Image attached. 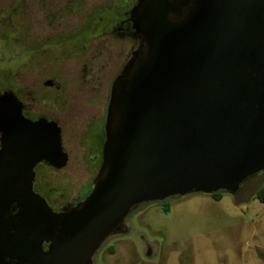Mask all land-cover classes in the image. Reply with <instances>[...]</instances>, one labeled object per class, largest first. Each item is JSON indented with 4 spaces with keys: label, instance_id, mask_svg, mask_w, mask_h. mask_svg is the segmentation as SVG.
<instances>
[{
    "label": "water",
    "instance_id": "1",
    "mask_svg": "<svg viewBox=\"0 0 264 264\" xmlns=\"http://www.w3.org/2000/svg\"><path fill=\"white\" fill-rule=\"evenodd\" d=\"M131 17L148 49L113 82L100 170L70 209L33 189L37 163L66 162L58 126L0 95V264H90L136 205L264 170V0H138Z\"/></svg>",
    "mask_w": 264,
    "mask_h": 264
},
{
    "label": "rangeland",
    "instance_id": "2",
    "mask_svg": "<svg viewBox=\"0 0 264 264\" xmlns=\"http://www.w3.org/2000/svg\"><path fill=\"white\" fill-rule=\"evenodd\" d=\"M108 1L0 0V19H6L0 31V91L23 90L28 98H41L50 92L44 82L58 76L66 82L64 92L53 94L57 95L59 108L64 110L67 100L79 101V74L87 55L70 54L77 50L74 41L52 46V38L73 36L97 7ZM132 1H125V11ZM103 16L110 17L107 13ZM84 35L89 37L87 32ZM88 47L89 54L104 51L98 59L99 65L103 64L102 82L90 85L91 92L98 94L94 98L98 103L95 110L101 113L129 45L119 35L108 33L90 39ZM41 110L48 111L44 106ZM82 114L78 109L73 113L76 117ZM103 125L102 117L93 124L99 129ZM64 130L70 132L69 124ZM74 134L75 131L69 136L71 141ZM99 170L52 168V198L55 202L72 199L87 180L81 193L91 192L95 180L92 178ZM36 171L40 174L42 170L38 166ZM43 184L38 177L39 188ZM261 184L264 170L248 177L235 195L221 192V200H216L213 193L193 191L142 202L123 220L126 232L108 236L90 264H264V203L254 197ZM167 204L169 212L165 210ZM52 205L58 208V204ZM112 246L115 250L109 252Z\"/></svg>",
    "mask_w": 264,
    "mask_h": 264
},
{
    "label": "flooded vegetation",
    "instance_id": "3",
    "mask_svg": "<svg viewBox=\"0 0 264 264\" xmlns=\"http://www.w3.org/2000/svg\"><path fill=\"white\" fill-rule=\"evenodd\" d=\"M125 1L127 0H110L107 3L105 2L104 4H101L99 7H97L96 12L91 17L87 18V20L80 27L79 31L73 36H68L65 38H52V46H58L63 43L67 44L74 41L77 43V50L71 51L70 54L78 56L87 55L86 61L84 62L83 68H81V72L79 74L80 80L82 82L80 85L81 95L79 101L77 99L73 101L67 100L68 104L66 105L65 109L62 110L59 108L57 105V95L58 93L64 92L66 82L64 81V77L58 76H52V78L44 82V85L47 86L50 92L41 98H36V96L33 95L28 98L24 94L23 90L15 91L13 89H9L0 91V95L12 93L17 97L22 113L26 118L32 121H36L40 118H47L48 120H51L53 124L55 123L59 128L62 152L66 155V162L62 167H57L56 165L60 163L61 158L56 156H52V162L40 161L35 166V178L33 181L34 191L44 197L49 206L57 212L66 211L82 201L90 193H81L82 189L87 186L89 180L80 185L78 192L72 199L55 202L54 198H52V180H50L52 168L60 170L67 166L82 169L85 167L93 172L92 170L96 169V171H98L100 169L103 161V147L106 140V122L108 114L107 105L110 102L114 80L109 87L110 90L107 105H105V108L101 111V113H98V111L95 110L98 103H96L94 100L95 96L98 94L91 92L92 89H90V85L94 83L101 84L102 82V71L100 70L103 64L101 63V65H99L98 59L103 57L104 51L96 50L95 52L89 54V40L92 38L102 37L104 34L111 33L117 34L122 40L127 41L129 48L128 50H125V56L122 63L120 62L118 66V74L116 77L122 74L125 67L132 60L134 61V66H136L140 58L146 54L148 49L147 44L138 39L135 35L134 22L131 17V10L137 4L138 0H133V4L129 8H126L127 11L124 10L125 6L123 4ZM65 13L67 12L65 11ZM105 13H107V15L109 14L110 17L105 19L103 16ZM0 15L2 17L3 14ZM5 21L6 19H0V29L4 27L3 25H5ZM0 31L3 30L1 29ZM86 32L89 34V37L85 38L84 34ZM84 38L86 40H83ZM55 93H57V95L54 97L53 94ZM81 98H83V100H81ZM62 102L64 101H61V103ZM41 106L47 108L48 111H42ZM77 109L84 114L77 117L74 116L73 113ZM99 117L104 119V125L100 129L93 126L94 121ZM65 124H69L70 126L69 133H65ZM73 131H75V134L73 135V139L71 141L69 136ZM1 135L2 133L0 131V138ZM38 166L42 170L40 174H38L36 171ZM38 177L44 181L42 188H39L37 185ZM95 177L96 175H94L92 179L94 180ZM41 191H43L44 194H42ZM224 191L228 192L226 190H219V193ZM236 193L233 194L235 195ZM212 195L216 198L214 194ZM52 203H56V205L58 204V208L53 207ZM18 210L17 204L13 203L10 206L7 215L12 216L16 214ZM123 224L124 221L110 235L114 233H125L127 228H124ZM50 243V241L45 240L43 242V249L47 250L50 246ZM111 250H115L114 246L110 247L109 252H111ZM4 264L20 263H18L16 259L5 257Z\"/></svg>",
    "mask_w": 264,
    "mask_h": 264
},
{
    "label": "trees",
    "instance_id": "4",
    "mask_svg": "<svg viewBox=\"0 0 264 264\" xmlns=\"http://www.w3.org/2000/svg\"><path fill=\"white\" fill-rule=\"evenodd\" d=\"M215 196H216V199H220V193H219V191L218 192H214L213 193ZM172 197V196H171ZM256 199H259L261 202H263L264 203V184H261L257 189H256V191H255V196H254ZM168 198H170V197H168ZM240 202H242V201H239V202H237V203H240ZM138 205H136L134 208H136ZM133 208V209H134ZM132 209V210H133ZM131 210V211H132ZM165 210L167 211V212H169L170 211V205L169 204H167V206L165 207Z\"/></svg>",
    "mask_w": 264,
    "mask_h": 264
},
{
    "label": "crops",
    "instance_id": "5",
    "mask_svg": "<svg viewBox=\"0 0 264 264\" xmlns=\"http://www.w3.org/2000/svg\"><path fill=\"white\" fill-rule=\"evenodd\" d=\"M220 197H222V196H220ZM216 200H221V198L220 199H216Z\"/></svg>",
    "mask_w": 264,
    "mask_h": 264
}]
</instances>
